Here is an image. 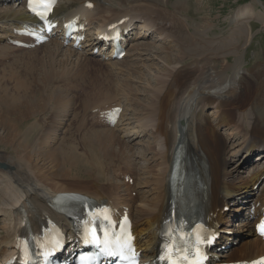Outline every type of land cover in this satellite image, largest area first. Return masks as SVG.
Here are the masks:
<instances>
[{"label": "bare ground", "instance_id": "obj_1", "mask_svg": "<svg viewBox=\"0 0 264 264\" xmlns=\"http://www.w3.org/2000/svg\"><path fill=\"white\" fill-rule=\"evenodd\" d=\"M169 2L172 1H59V6L55 11L56 16L63 15L64 13L73 15L81 12L92 21V24L94 23L95 27L93 26V33L95 34L99 33L96 31L98 26L107 28V26L111 24L117 25L124 20H139L140 23H146V27L155 30L157 41L173 38L176 49L173 48L172 51L175 55L173 56L169 51L165 52L157 49L154 43L141 42V44L138 43L135 46L136 53L131 50L128 52L131 59L135 57V61L132 60L133 64L129 63L127 60L114 62L121 67L120 69L122 72H125V75L127 74L125 77L121 79L118 75L116 76L114 68L107 66L105 75H99V73L98 75L95 74L96 79L92 81L85 79L87 77V75H85L86 66L94 61L90 59L92 57L88 56L86 52L78 51L69 45H64L57 39H52L50 42L45 43L44 46L37 45L29 49L27 52L28 54L36 53L37 51V53H44L43 50L46 49L45 54L49 59L47 63H50L48 65L50 69L42 74L43 78L39 81H41L42 85H44L43 87L48 88L49 91V86L52 85V81H56L55 68H57V66L55 67L54 65V63H56L65 70L63 76L59 78L60 82H66L64 81L66 78L68 81H74L69 76L71 72V76L75 78H79L80 76L83 77L82 81L86 86L98 87L94 95L102 96L93 103L90 101V105L87 104V102L85 103L86 105H84L85 109L88 108L87 111L92 108L91 112H97L95 117L97 121L92 124L90 120L83 118L82 121H80V128H77V133H80L82 136L80 137L81 141L84 140L85 150L87 147V151H89V155L87 154V158L84 156V159H88V156L91 158L87 161H82L79 156L81 153L78 154L79 151L77 152L79 149H76L75 145V147H73V142L77 144V141L75 142L76 139H68L67 142L64 141V147L60 149L64 153L60 155L59 149H57V154H55L54 159L51 160L55 165L52 175V172L50 174L45 173L44 165L41 164L39 166L37 161L46 162L45 160L47 158L50 159L52 157L53 152H37L33 149L36 144L35 141L38 143L42 141L39 142L40 139L34 140L31 131H29L30 134L26 132L23 134L20 128L24 127L29 119L37 114L39 108V104L37 103L38 100L35 99L37 96L43 102V105H46L44 102L51 101L55 94L52 93V96L49 94L50 96L46 95L45 97V93L42 95L40 93L41 91H39L41 88L38 86L39 84L36 88L33 82L31 86L37 89L36 92H38L37 95H34L35 97H29V95L28 97H24L25 94L23 98L21 97V100L20 98L16 99L13 97L14 101L9 103V101H11L8 100L9 95H0V127L4 128L8 135V138L4 141L5 145L3 147L5 150L14 151L10 157L4 155L0 156V221L1 226H3L0 230V252L7 251V247H10L19 236L20 229L15 216L21 215V208L31 209L40 218L44 217L45 219L50 218L56 220L66 229L67 225L65 219L59 216L55 217L50 205L53 197L58 192L74 191L83 194L86 193L96 198H109L111 200L115 197L113 196L111 198V196L106 195L108 189H104L102 183L106 181L111 182L113 180L110 179L108 170L109 168L112 169V167L116 168L117 164H115L114 161L112 165L109 166V162L113 159H120L125 155V149H123V151H121L122 148L118 150V146H116L118 139L115 135L111 134V132L115 133L113 129L119 128L118 123L120 122L116 125H110L108 122L102 121L100 116L103 115L105 111L111 110L117 106L122 108V115L124 113L125 116L126 113L124 111H126V107L124 108L119 98L116 97L120 93L134 95L133 93H138L141 90L140 88H144L148 89L145 93L149 94L147 99L150 102V109L147 110V113H149L151 116L150 118L153 119L146 116V119L143 118L145 123L141 124L144 128H142V131L147 133V129H151V137L154 140L151 149L153 148L158 159H161L160 164L157 165L159 169L157 168L158 170L155 171V174H152L153 177L157 175V180L154 182L157 195L152 198H149V196L146 197V199L142 201V204L144 203L143 205L141 204L142 207L140 205L135 213L133 210L135 206L137 207V203L122 205L113 202L117 208L122 206L130 208L131 216L134 220V229L138 236V244L141 249L146 253V251L152 248L156 249L155 245H158V234L161 231L160 227L169 210V192L167 185L172 160L171 156L178 144H185L188 148V152L194 157L197 163L205 165L208 161L210 165L212 181L208 182L207 177V185L209 186L207 198L209 200L208 214L211 217V223L214 225L218 222L221 226H226L228 223L231 224L229 221L230 216L237 219L244 217L246 220L242 222V224L233 226L232 228L227 229L223 227L226 231L235 229L238 231L237 233L242 234V236L244 233L242 231L245 227L250 231V237L243 239L245 242H243L242 239H238V237L236 240L232 237L225 238V241H230L232 244L237 245V247L233 248L229 251V254H227L230 261H251L264 256V239L255 235L252 231L253 223H250L248 220L250 219V213L247 212V209L249 210L251 206V201L248 200V197L254 194L255 190L252 187L245 188L247 186L249 187V183H251L252 180V182L256 181V176L263 171L264 165L258 167L260 172H257V175H254L255 177L241 176L236 179H230V177H233V174L229 173L226 169L230 162L227 157V143L224 142L222 136L218 134L219 129L223 127L228 128L229 131L231 130L232 132L230 131V134L234 136L236 140H239V136L242 137V149L240 148L239 151L233 152L232 154L236 162H241L242 159L240 158H245V154L248 152L254 153L257 150L261 152L264 151V66L259 72L256 70L250 74L241 76L237 82V86L232 83H229V86H223L229 67L223 66L221 70L217 67V58L221 54L222 48L205 43L202 38L204 34H206V30H202L199 24H194L193 29H191V26L181 18L185 11L186 14L188 12V0L185 3L183 1H178L174 5V11L171 9L168 10L166 5L169 4ZM16 5L17 4H14V6ZM170 5H172V3H170ZM14 6L8 7L6 10H0L1 47L8 43V37L12 36V29L15 27L22 29V27L9 21L21 18L22 15H24V8L22 6L20 8H14ZM247 7V9H244L246 7L240 9L237 15L242 14L244 11L249 14L254 9L253 4ZM184 16L187 17V15ZM246 35L247 33L245 36ZM245 36L244 32L239 33V36L234 38L236 39V44L240 43L243 38H246ZM230 45L233 44L230 43ZM6 47L11 48L9 45H6ZM4 48L5 47H3V49ZM3 49L0 48V52H4L5 50ZM151 49H155L158 56L164 53L161 57L165 64L164 67L155 68V66H153L152 68L150 65L149 68L146 67L145 57L149 55L152 57V54H150ZM14 50L18 51L20 49ZM37 53L34 55L37 56ZM152 59L155 60V56ZM187 60H195L196 62L194 61L193 66L185 69L184 65L189 64V62L186 63ZM225 60L229 62L231 57L226 56ZM98 62L103 64L101 61ZM125 68H127L126 71ZM145 68L150 70L147 71ZM148 72L155 73L153 74L154 79L149 78V80L147 78ZM133 75H138L137 79L139 80H141L142 77L146 80L148 79V81L154 80L157 88H154L152 84H147L145 86L138 84L136 87H132V83L130 84L131 86L125 84V82L128 83V81L130 83ZM214 78H216V80H214ZM59 80H57L58 83H60ZM112 88H116V91ZM213 89L215 92H213ZM88 95L90 94L88 93ZM131 100L132 98L129 99V102H131ZM112 101H114L116 105L108 109L107 106H109ZM210 107H212L211 112L215 114L214 119H209L210 116L204 114V111ZM126 109L127 111L129 110L128 108ZM122 118L121 120H123ZM82 122H84L83 125H81ZM182 122H184V125L181 127L180 125ZM33 127L34 126L30 127V129ZM125 132L128 131L125 130ZM2 141L3 140H1V142ZM37 144L35 146H38ZM41 146L43 145L41 144ZM128 146L129 145H127V147ZM77 147H79V145H77ZM130 164L131 163H126L125 168L121 166V169L122 171L126 170V174H128V177L131 179L133 178V174H131L130 171ZM231 169L234 170L235 168L232 167ZM114 171L110 172L115 174L116 172ZM136 175L138 174L136 173ZM55 177H73L77 179V182L70 183L71 186H79L81 189L58 187L57 184L55 185L52 182ZM78 182H80V185H77ZM112 188L115 190V182ZM112 188L110 189L112 190ZM262 190H264V188ZM260 192L261 191H258V194L255 196L257 200H259ZM116 193L117 191L115 194ZM117 196H119V193ZM234 197L241 199L242 203L234 202ZM235 205L238 209L234 208ZM225 215L229 217L226 218V220H224ZM234 233L235 232H233V234ZM237 242L240 244L243 242V245L239 246Z\"/></svg>", "mask_w": 264, "mask_h": 264}, {"label": "rangeland", "instance_id": "obj_2", "mask_svg": "<svg viewBox=\"0 0 264 264\" xmlns=\"http://www.w3.org/2000/svg\"><path fill=\"white\" fill-rule=\"evenodd\" d=\"M170 1L172 2H169V4H167L166 6L168 7V10L171 9L174 11L175 10L174 5L178 1H183L185 3L187 0L186 1L170 0ZM170 3H172V5H170ZM187 4L189 6L188 12L186 14L185 11L181 16L184 22L190 25L191 29H193L194 24H199L202 30H206V34H204L202 38L203 41L207 44L209 43L214 47L222 48V52L217 58V62H216L217 67L219 70H221L223 66L229 67L227 70L228 72L226 74V79L223 82L224 84L223 86L225 87L229 86V83H232L235 86H237V82L239 81L241 76L245 74H250L251 72L256 70L257 72L262 70L264 66V16H263L264 0H188ZM251 4L254 5V9L252 10V12L248 14L246 11H244L242 14L237 15L238 14L237 12L240 9H242L243 7H246L244 9H247L248 8L247 6ZM184 15H187V17ZM241 31L244 32V36L247 33V35L245 36L246 38H243L241 42L239 41L240 43L236 44V39L234 38H237L239 36V33H242ZM141 42L150 43V44L154 43V45L157 46L156 47L157 49L165 52L169 51L170 53H172L173 56L175 55L174 52L172 51L173 48L176 49L175 47L176 44H174L173 38H166L165 40L162 39V41L161 40L157 41V34L155 33L151 35L149 39L140 40L136 43L141 44ZM230 43H232L233 45H230ZM6 45L7 46L9 45L11 47L9 43H6ZM6 45L2 47L0 46V48L2 49L3 47H5L3 49L5 51L4 52L1 51L2 53L0 52V95L1 94H3L1 96L9 95L8 100H11L9 101V103H12L14 101L13 97H15L16 99L20 98V100L23 98L25 94L26 95L24 97H28V95L29 97H32L34 95H37L38 93L36 92L37 89L31 86L33 85L31 83L33 82L35 83L34 85L36 86V88L37 85L39 84L38 86L41 87L39 91H41L40 93L42 95L43 93H45V97L46 95L50 96L49 94H51L52 96V93L55 94L53 96L54 100L52 99L49 102H44L46 105H43V102L37 96V98L35 99L38 100L37 103L39 104V108L37 110L38 115L35 114L36 116L34 115L33 116L34 118L31 117V119H29V121L25 124V126L20 128L23 134L25 132L30 134L29 131H31L34 140L40 139L39 142L42 141L40 143L35 141L36 144L38 143L37 144L38 146H35L36 145L35 144L33 149H35L37 152H46V151L53 152L52 157L50 159L47 158L45 160L46 162L43 163L42 161L41 162L37 161L39 166L41 164L44 165L45 173L50 174L52 172L53 175L55 169L53 167H55V165L53 164V162H51V160H53L55 154H57V149H59L60 155L64 153L60 149L61 147H64L63 143L67 142L68 139L71 140L76 139L75 142L77 141L76 142L77 144H74L73 142V147L76 146V149H79L77 150V152L79 151L78 154L81 153L79 154L81 160L82 161L89 160L91 158L90 156H88L89 157L88 159H84V156L85 158H87V154L89 153V151H87L88 150L87 147L85 150V146L83 142L84 140L81 141L80 137L82 136L80 135V133H77V128L78 129L80 128V121H82L83 118H87L88 120H90L92 124H94L97 121L95 120L97 112L96 111L91 112L92 108L89 109V111H87L88 108L85 109L84 105H86L85 104L86 102L87 104L89 103L91 104V102L93 103L95 100H99V97H101L102 95H98V96L94 95L95 90H98V87L86 86V84L83 83L82 81L83 77L80 76L79 78H75L71 76V72L69 76L74 81L71 80L68 81L66 78L64 80L66 82H60L59 78L63 76L65 70L62 67H60L59 64L57 65L56 63H54L55 67L57 66V68H55L56 81L55 80L52 81L51 83L52 85L49 86L50 88L49 91V89L43 87L44 85H42L41 81H39L40 79L43 78L42 74L45 73V71H48V69H50V67L48 66L50 63H47L49 59L46 57L45 54L46 49L43 50L44 53L43 52L37 53L38 52L37 51L36 52L37 56H35L34 54L36 53L28 54L27 52L29 50L24 49L22 51L20 50L16 51L14 49H11L12 47L11 48L6 47ZM131 48L135 49L134 46H131ZM151 51H153L154 54ZM151 51L150 54H152V57L151 55L145 57L146 63L145 62L144 63L146 67L149 68V65L152 68L153 66H155V68H162V66L164 67L165 64L163 62V59H161L164 53H162V55L159 54L158 56V54H156L155 49H151ZM136 52L137 51H135L134 53ZM154 56L156 58L155 60L152 59ZM226 56L231 57V60L229 62L225 60ZM134 58L135 57L131 59L129 56L128 57L126 56L124 59L127 60L129 63L133 64L132 60L135 61ZM194 61L195 60H187L186 63L189 62V64L184 65V68L187 69L190 66H193ZM107 66H110V68L111 67L114 68L115 75L116 76L118 75L119 77H121V79L127 75V74L125 75L124 74L125 72L121 71L120 69L121 67H119V65H116L114 62H108V63L103 62L102 64L94 60L86 66L85 75H87V77L85 79L93 81L96 79L95 74L98 75L99 73V75L102 74L105 75V70ZM147 68L145 69L149 71L150 69ZM126 70L127 68H125V71ZM153 74L155 73L148 72L147 78L154 79ZM137 76L138 75H133L130 83L128 81V83L125 82V84L131 86L130 84L132 83V87H136L138 86V84H142V86H145L147 84H152L154 85V88H157V85L155 86L154 80L148 81V79L146 80L144 77H142V79L139 80L137 79ZM57 80H59L60 83H58ZM214 80H216V78H214ZM112 89L116 91V88H112ZM140 89L141 90L138 93H133L134 95L131 94L132 96L130 94L127 95L126 93H124L125 95L120 93L116 97L119 98L120 102L124 105V108L126 107L129 109L127 111V109L125 108L126 111L124 112L126 113V115L124 116L123 113L122 115L123 120L120 121L119 128L118 129L111 128L115 132V133L111 132V134L115 135L118 139L116 144V146H118L117 147L118 150L120 148H122L121 151L125 149V155H123L120 159H113L112 161L109 162V166H111L114 161L115 164H117L116 168L112 167V169L109 168L108 170L110 179L113 180L111 182L106 181L102 183L103 186L101 185L104 189L106 188L108 189L107 191L108 193H106V195L111 196V198L115 196L112 198V201L114 203H118L122 205L127 203H131V204L137 203L136 204L137 207L135 206L133 210L134 213L137 212V209H139V206L142 204V201L146 199V197L149 196V198H152L155 195H157L155 190L156 188L154 187V182L157 180L156 178L157 175L153 177L152 174H155V171L159 169L158 168L159 166L157 167V165H159L161 162V159L160 160L158 159L155 150L153 148L151 149V146L153 145L152 142H154L153 138L151 137V133H152V131H150L151 129L148 128L147 133L142 131L143 127L141 126V124L145 123V121L143 120L146 119V117L150 118L151 116L149 113H147V110L150 109V102L147 99L149 94L145 92L146 90L148 91V89H144V88H140ZM98 92L102 93L101 91ZM213 92H215L214 89ZM88 93L90 95H88ZM93 95L95 96V98ZM130 98H132L131 102H129ZM114 105L116 104L114 103V101H112L110 102V105L107 106V108L110 109ZM211 111H212V107L207 108L204 111V114L210 116L209 119H214L215 114ZM83 123L84 122H82L81 125H83ZM32 126H34L33 127L34 129L32 128L33 130L30 129V127ZM125 130H127L128 132H125ZM230 131L228 128L221 127L218 133L219 135L222 136L224 142L227 143V151H228L227 157L230 160V162L227 165L226 169L229 171V173L233 174V177H230V179H235L241 176L252 177L255 174V172H258L257 167H255L256 164L246 169L244 168L238 169L237 164L234 163V157L232 156V154L233 152H237L240 150L241 144L243 143V139L241 136H239V140H236V138H234V136L230 134L232 132ZM7 136L8 135L6 133V130L0 127V156L4 155L10 157L14 151L5 150L3 147L5 145L4 141L8 138ZM1 140L3 141L1 142ZM41 144L43 146H41ZM77 145H79L80 148L77 147ZM127 145L129 146L127 147ZM126 163H131L130 171L131 174H133V178L131 179L128 177V174H126V170L122 171L121 169V166L125 168ZM259 164L263 165L264 160ZM232 167H234L235 169L234 170L231 169ZM110 171L111 172L114 171L116 173L113 174ZM136 173L138 175H136ZM76 180L77 179L73 177L70 178L55 177L52 182L53 184L55 185L57 184V186L61 188H69V189L71 188L78 190L80 188L79 186H71L72 183L77 182ZM114 182H115V190H113L112 188ZM77 185H80V182H78ZM110 188H112V190ZM116 191H117L116 194L118 195L119 193V196L115 194ZM234 208L237 207L234 206ZM229 221L231 223L230 227L238 226L239 224H242L243 217L241 219L230 217ZM2 227L3 226L0 225V230L2 229ZM232 230L233 232H235L234 233L235 235L239 234L237 233L238 231H236L235 229ZM242 232L247 234L248 235L247 237H250L249 235L250 231L246 227L245 229H243ZM241 236L240 238L243 239V237ZM236 238L237 237H235L234 239L236 240ZM240 238L238 237V239ZM243 242L245 241L243 240ZM243 242L241 244L239 243V246L243 245Z\"/></svg>", "mask_w": 264, "mask_h": 264}, {"label": "snow or ice", "instance_id": "obj_3", "mask_svg": "<svg viewBox=\"0 0 264 264\" xmlns=\"http://www.w3.org/2000/svg\"><path fill=\"white\" fill-rule=\"evenodd\" d=\"M260 231H261V234L264 235V223H262L260 226ZM85 259L82 257V260Z\"/></svg>", "mask_w": 264, "mask_h": 264}]
</instances>
